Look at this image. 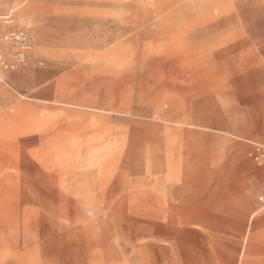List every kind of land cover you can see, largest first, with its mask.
<instances>
[{
  "label": "rangeland",
  "instance_id": "obj_1",
  "mask_svg": "<svg viewBox=\"0 0 264 264\" xmlns=\"http://www.w3.org/2000/svg\"><path fill=\"white\" fill-rule=\"evenodd\" d=\"M7 14L0 264H264V0Z\"/></svg>",
  "mask_w": 264,
  "mask_h": 264
},
{
  "label": "built area",
  "instance_id": "obj_2",
  "mask_svg": "<svg viewBox=\"0 0 264 264\" xmlns=\"http://www.w3.org/2000/svg\"><path fill=\"white\" fill-rule=\"evenodd\" d=\"M13 24V18L10 14L0 16V90L4 86L8 87L3 73L22 63L25 53L30 47L27 34L15 28ZM7 42L13 43L17 47L12 60H8L3 52V45ZM259 155L264 159V150H259Z\"/></svg>",
  "mask_w": 264,
  "mask_h": 264
}]
</instances>
